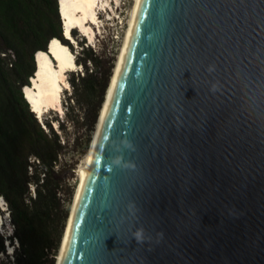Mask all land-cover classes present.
Returning <instances> with one entry per match:
<instances>
[{
  "label": "water",
  "instance_id": "1",
  "mask_svg": "<svg viewBox=\"0 0 264 264\" xmlns=\"http://www.w3.org/2000/svg\"><path fill=\"white\" fill-rule=\"evenodd\" d=\"M61 264H264V0H141Z\"/></svg>",
  "mask_w": 264,
  "mask_h": 264
},
{
  "label": "trees",
  "instance_id": "2",
  "mask_svg": "<svg viewBox=\"0 0 264 264\" xmlns=\"http://www.w3.org/2000/svg\"><path fill=\"white\" fill-rule=\"evenodd\" d=\"M73 36L77 39L76 33ZM53 38L73 51L63 37L59 0H0V197L11 226L10 233H0V254L6 253V243L14 254L12 261L6 254L0 264H54L68 219L64 206L72 190L62 193L63 179L55 170L63 146L51 127L53 120L45 119L42 127L22 93L35 75L36 55L46 53ZM78 44L81 57L75 56V62L85 72L69 73L73 95L68 98L77 104L96 89V79L86 66L95 62L94 54L88 46L84 49L83 40ZM109 79L110 73L100 88L89 131ZM65 106L66 111L72 108L69 103Z\"/></svg>",
  "mask_w": 264,
  "mask_h": 264
},
{
  "label": "rangeland",
  "instance_id": "3",
  "mask_svg": "<svg viewBox=\"0 0 264 264\" xmlns=\"http://www.w3.org/2000/svg\"><path fill=\"white\" fill-rule=\"evenodd\" d=\"M108 4V8L96 6L95 10L98 18V24H95L93 27L95 30L94 40L90 41L89 39L84 38L77 30L72 32V38L75 40V43L73 42L71 45L74 60L75 56L77 58L81 57V48L78 44L81 40L84 42V49L88 46L94 54L95 62L91 64L86 63L88 73L92 72L93 78L96 79V89L93 92V95L89 98L80 97V102L78 104L75 101L72 103L71 99L68 100V98H71L73 95V89L69 83V78H71V75H69L70 72H67V85L62 88L61 92V110H46L41 116L42 122L45 119L49 121L53 120L51 127L58 134L60 144L63 146V149L58 157V163L55 166V170L60 171V177L63 179L62 184L64 191L62 193H67L72 190V196L70 197L69 202L65 203L64 206L67 210L68 217L74 203L79 183L77 170L85 160L91 142L94 138L96 125L124 42L135 0H108ZM74 33H76L77 39L73 36ZM75 70L76 73H78V76H82L85 72L84 67L80 65H78ZM108 73H110V79L103 97V102L101 104V108L99 109L96 123L93 125L92 130L89 131L94 115V108L98 101V94ZM74 77H77V75H74ZM64 101L69 103L72 108H68L66 111V103ZM55 119L58 123L55 122ZM58 124L61 125V128L63 127V130L61 128H57ZM47 131L48 130L46 129V132ZM87 140L90 142L87 143ZM63 197H66V195L64 194ZM4 211L5 208L0 212V233L8 234L10 233L11 226L9 224L7 212ZM13 246L17 248L15 241L13 242ZM59 249L56 253V257L59 253ZM8 252L10 253L11 250ZM6 254L7 252L3 255L0 254V261H5ZM11 256H8L6 259L12 261L14 254ZM56 257L54 256V264L56 262Z\"/></svg>",
  "mask_w": 264,
  "mask_h": 264
},
{
  "label": "bare ground",
  "instance_id": "4",
  "mask_svg": "<svg viewBox=\"0 0 264 264\" xmlns=\"http://www.w3.org/2000/svg\"><path fill=\"white\" fill-rule=\"evenodd\" d=\"M140 3L141 0H135L124 42L96 125L94 138L85 160L77 170L79 183L55 264H61L63 260L78 201L95 156L103 123L110 105V99L113 97L116 81L129 46ZM108 5V0H59V13L63 19L64 34L67 35L71 28L76 27L90 41L94 40L95 30L92 25L98 24L95 10L96 6L107 7ZM73 42L75 43L74 39ZM34 65L35 75L30 80L31 84L25 87L23 92L32 112L42 115L46 110H61L60 92L67 85L66 73L75 71L78 67L75 63L73 53L64 47L58 39L53 38L47 46V52H39L36 55ZM3 210L4 200L0 198V212ZM9 249H11L10 246Z\"/></svg>",
  "mask_w": 264,
  "mask_h": 264
},
{
  "label": "clouds",
  "instance_id": "5",
  "mask_svg": "<svg viewBox=\"0 0 264 264\" xmlns=\"http://www.w3.org/2000/svg\"><path fill=\"white\" fill-rule=\"evenodd\" d=\"M36 53H37V52H36ZM36 53H35V54H36ZM30 80H31V79H30ZM30 83H31V81H30ZM22 93H23V88H22ZM23 96H24V94H23ZM27 103H28V102H27ZM28 105H29V104H28ZM29 109H30V108H29ZM0 198H1V197H0ZM4 203H5V201H4ZM6 209H7V208H5V211H6ZM5 211H4V212H5Z\"/></svg>",
  "mask_w": 264,
  "mask_h": 264
},
{
  "label": "built area",
  "instance_id": "6",
  "mask_svg": "<svg viewBox=\"0 0 264 264\" xmlns=\"http://www.w3.org/2000/svg\"><path fill=\"white\" fill-rule=\"evenodd\" d=\"M3 56V55H2ZM4 208H7L6 203H4Z\"/></svg>",
  "mask_w": 264,
  "mask_h": 264
}]
</instances>
